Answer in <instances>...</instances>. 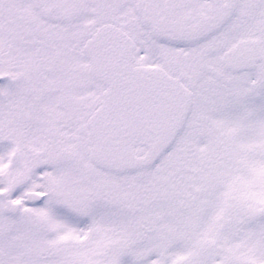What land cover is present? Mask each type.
Listing matches in <instances>:
<instances>
[{"label": "snow or ice", "instance_id": "obj_1", "mask_svg": "<svg viewBox=\"0 0 264 264\" xmlns=\"http://www.w3.org/2000/svg\"><path fill=\"white\" fill-rule=\"evenodd\" d=\"M0 264H264V0H0Z\"/></svg>", "mask_w": 264, "mask_h": 264}]
</instances>
